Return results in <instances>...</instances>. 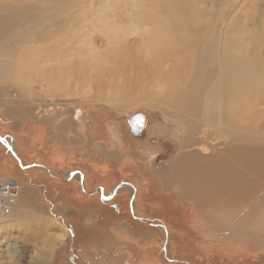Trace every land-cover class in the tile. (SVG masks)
I'll return each instance as SVG.
<instances>
[{"label": "rangeland", "instance_id": "1", "mask_svg": "<svg viewBox=\"0 0 264 264\" xmlns=\"http://www.w3.org/2000/svg\"><path fill=\"white\" fill-rule=\"evenodd\" d=\"M196 1L198 5L206 2L203 5L205 12L221 20L214 21L213 28L237 30V38L253 42L251 55L255 61L264 62V0ZM25 2L24 9L18 6L20 3L8 4L0 0V62L7 61L18 40L26 36L32 38L29 29L34 23L47 16L50 17L45 18L47 22L54 21L56 16L62 28L46 30L21 54L51 65V81L57 87L53 91L47 83L37 79L30 84L29 90L21 84L23 89L20 86L17 91L16 84L0 76V98H7L14 107L29 109L35 116L46 117L45 121L49 122L47 137L57 123L71 130L84 122L89 133L86 144L74 147L77 152L74 159L65 160L66 163L61 162L54 169L42 167L45 181L40 186L36 187L35 181L29 182L40 191H34L35 203L17 202L21 212L29 215L28 220L4 214L0 220V264H264L263 250L250 255L251 251L240 253L241 250L214 242V236H210L214 230L201 222L198 227L194 222L197 218L185 212L188 208L196 210V203H187L188 207L181 204L180 186L166 184L155 172L167 170L168 163L178 157L183 129L157 105L162 97L159 96V87L154 84L156 70L150 74L146 67L147 72L142 76L130 65V57L134 58L138 52L142 66L154 57L172 64L181 52L192 49L191 46L184 48L192 38L191 34L173 26L169 16L156 8L154 0H76L66 7L63 1L55 4L42 0ZM173 3L169 5L174 6ZM2 16L17 18L19 26L15 24L8 28L1 20L4 19ZM181 23L178 25L187 24ZM104 27L107 31L103 30ZM144 37L159 45V53L148 48L140 51ZM260 47L262 49L258 51L262 54L256 51ZM191 53L190 50L188 55ZM258 54L262 55L261 58L257 57ZM95 59L101 60V64L113 63L121 72L108 73L109 78L102 77L91 68L90 61ZM57 63H60L57 68L60 67L61 71L56 74ZM65 69L71 76L68 88L61 86L64 77L60 73ZM129 77L146 80L151 85L146 96L138 86L133 87L124 81ZM108 80L119 85L111 87ZM139 113L146 116L147 128L143 135L134 137L128 119ZM63 117L67 118L61 119ZM64 143L68 145L65 140ZM67 147L70 153V145ZM102 148L110 154L111 160L102 158ZM51 150L53 147L46 143L43 152L49 154ZM81 156L93 166L95 161L107 162L109 159V165L116 171L110 170L106 177L99 175L100 180L86 181L81 172H76L83 167L77 161ZM145 182L152 188H148ZM135 190H141L145 200L142 202L143 212L136 217L133 215L138 195ZM144 191L154 192L150 196L153 204L154 198L163 201L167 196L161 193L175 191L168 196L170 210L164 215L161 206L148 207ZM47 215L65 228L68 233L65 240L56 239L59 228L49 222ZM42 218L45 222L39 225ZM165 223L169 224L166 226ZM170 244L172 256L167 260L163 254ZM8 246L12 254L8 252ZM10 256L13 259L10 260Z\"/></svg>", "mask_w": 264, "mask_h": 264}, {"label": "bare ground", "instance_id": "2", "mask_svg": "<svg viewBox=\"0 0 264 264\" xmlns=\"http://www.w3.org/2000/svg\"><path fill=\"white\" fill-rule=\"evenodd\" d=\"M4 1L8 4L20 3L18 6H23L24 9L27 6L26 0ZM37 1L40 2V0ZM60 1L64 2L65 7L70 2L76 3V0H42V2L54 4ZM154 3L159 11L169 16L173 26L192 36L188 44L184 46L185 49L189 46L192 49L181 52L180 56L173 59L172 64H166L163 58L154 57L149 59L146 66H142L138 52L134 58L130 57V65L140 75L145 76L147 69L150 70V74L151 71L156 70L154 84L159 87V96L162 97L157 105L174 124L183 129L181 137L183 143L178 157L168 163L167 170L155 172L166 184L180 186L181 196L179 194L178 196L181 197V204L188 207L187 203H196V210L189 208L187 211L183 210L188 216L190 214L194 216V219L197 218L194 222L198 227L201 222L214 230L210 234L214 236V242L229 246L228 248L232 247L230 249L241 250L240 253H244L243 250L247 253L251 251L250 255L264 251V109H261L264 107V62L255 61L256 58L251 55L254 52L251 47L253 42L237 38L236 29L234 31L232 27L222 28L221 26L220 29L213 28L212 23L218 19L214 18L215 16L210 12H205L203 5L206 2L198 5L196 0H154ZM167 3L168 5L173 3L174 6L180 5V7L171 5L169 7ZM53 11L56 9L53 8ZM58 13L60 15L59 11ZM43 18L29 29L32 32V38L26 36L18 40L12 47L7 61L0 62V76L16 84L17 91L20 90L21 84L22 86L24 84L23 88L29 90L30 84L37 79L47 83L46 85L53 91L56 90L57 85L51 81L52 66L50 67L45 61L32 60L21 54L28 44L36 40L35 37L43 35L46 30L53 27L54 30L55 27L62 28L56 16L54 21L49 22ZM1 20L9 28L15 25L18 19L4 17ZM222 20L224 22V18ZM179 21L187 24L184 26L178 25L181 22L176 24ZM229 24L232 25L231 22ZM103 30L107 31V28L104 27ZM149 35L146 34V36ZM147 48L155 53H159L160 50L155 41L144 37L143 48L140 51ZM261 49L262 47L256 51ZM190 50L193 53L188 55ZM261 54L257 57L261 58ZM90 62L92 67H88L97 71L102 77H108V73L121 72V69L113 63L101 64L102 61L98 59ZM58 65L60 63L56 65V74L61 71L60 67L57 68ZM256 69L262 71H256ZM65 70L60 73V76L64 77L61 86L68 88L71 78L69 79L70 75L68 76V71ZM52 73L56 75L55 72ZM112 81L111 83L109 81L111 87L119 85ZM124 81L133 87L138 86L142 92L144 91V96H146V90L151 87L146 80L140 78L129 77ZM145 183L148 186V183ZM148 188L152 187L148 186ZM137 193V205L133 203L134 217L139 212H143L142 191H136L135 195ZM172 193L175 194V191H169L168 194L161 193L162 196H167L161 198L163 201L154 198L153 204L150 196L154 192L144 191L148 207L161 206L164 215L170 210L171 203L168 196ZM16 200L10 214L18 220H28L29 215L21 212ZM4 217V214L0 215V220ZM47 218L51 224L59 228V232L54 234L56 239L65 240L68 236L65 228L48 215ZM44 222L45 219L42 218L38 224L43 225ZM165 224L167 226L169 223ZM8 252L12 254L9 246ZM171 256L170 244V248L166 249L163 257L169 260ZM9 259L13 257L10 256Z\"/></svg>", "mask_w": 264, "mask_h": 264}, {"label": "crops", "instance_id": "3", "mask_svg": "<svg viewBox=\"0 0 264 264\" xmlns=\"http://www.w3.org/2000/svg\"><path fill=\"white\" fill-rule=\"evenodd\" d=\"M45 120L46 117L35 116L29 109L14 107L7 98H0V179L16 181L23 187H21V199L16 200V203H35L34 191L37 190L40 193L39 188L36 187L45 181V174L41 171L42 167L54 169L63 161L74 159L77 154L74 147L83 146L88 142L89 128H86L84 122L80 123L79 128L71 130H66L64 125L60 126L61 123H57L50 137H47L46 129L49 122ZM64 140L71 147L70 153L67 152L68 145H65ZM46 143L54 150H51L49 154L43 152ZM101 152L102 158L111 160L110 154L105 152L104 148ZM109 159L107 162L95 161L93 166L81 156L77 161L78 165H83V167L80 166L76 172H81L84 179L86 177V181L100 180L99 175L104 177L109 175L107 173L110 170L111 172L116 171L112 168L113 166L109 165ZM34 181L36 189L33 184L29 183Z\"/></svg>", "mask_w": 264, "mask_h": 264}, {"label": "built area", "instance_id": "4", "mask_svg": "<svg viewBox=\"0 0 264 264\" xmlns=\"http://www.w3.org/2000/svg\"><path fill=\"white\" fill-rule=\"evenodd\" d=\"M21 186L16 181L0 179V214H10Z\"/></svg>", "mask_w": 264, "mask_h": 264}, {"label": "water", "instance_id": "5", "mask_svg": "<svg viewBox=\"0 0 264 264\" xmlns=\"http://www.w3.org/2000/svg\"><path fill=\"white\" fill-rule=\"evenodd\" d=\"M146 116L142 113L135 114L128 119L132 136L139 137L145 132ZM176 262V261H175Z\"/></svg>", "mask_w": 264, "mask_h": 264}, {"label": "flooded vegetation", "instance_id": "6", "mask_svg": "<svg viewBox=\"0 0 264 264\" xmlns=\"http://www.w3.org/2000/svg\"><path fill=\"white\" fill-rule=\"evenodd\" d=\"M146 125H147V123H146ZM146 128H147V126H146Z\"/></svg>", "mask_w": 264, "mask_h": 264}]
</instances>
